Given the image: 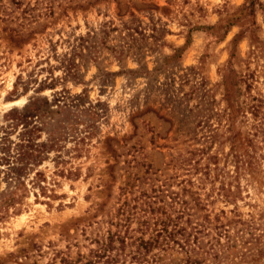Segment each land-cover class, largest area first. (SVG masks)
<instances>
[{"label": "rangeland", "instance_id": "1", "mask_svg": "<svg viewBox=\"0 0 264 264\" xmlns=\"http://www.w3.org/2000/svg\"><path fill=\"white\" fill-rule=\"evenodd\" d=\"M248 1L55 0L50 17L22 27L13 19L19 12L8 20L0 13V139L6 134L17 141L20 126L12 129L9 113L31 116L28 123L41 129L38 141L46 139L52 121L65 134L59 153L50 151L36 167L45 193L60 197H41L30 183L35 171L25 172L20 213L9 209L0 221V264H85L97 255L101 264L108 235L125 229L109 222L128 172L139 179L135 195L175 192L193 221H206L212 234L213 227L227 231L236 250L264 247V0H254L252 8L257 48L248 32L236 46L232 68L246 81L234 101L220 84L226 43L243 30L237 9ZM3 5L9 12L6 0ZM227 20L232 26L218 42ZM102 25L117 29L107 45L140 49L125 50L120 62L104 48L80 51L77 38ZM72 51L83 53L72 59L75 78L60 64ZM35 111L43 117L36 120ZM232 137L252 157L253 168L237 179L223 176L232 174ZM6 167L0 163V192L11 187ZM61 168L78 169L79 177H59ZM220 182L238 187L234 202L217 195ZM135 228V221L127 227Z\"/></svg>", "mask_w": 264, "mask_h": 264}, {"label": "trees", "instance_id": "2", "mask_svg": "<svg viewBox=\"0 0 264 264\" xmlns=\"http://www.w3.org/2000/svg\"><path fill=\"white\" fill-rule=\"evenodd\" d=\"M4 0H0V13L8 20L14 12H19L17 17L13 19L22 20L18 27L36 22L39 16L50 17L52 15V8L55 0H6L11 9L3 5ZM254 0H249L246 6L237 9L238 15L235 17L239 19L240 25L243 28L235 33L226 43L228 59L222 69L220 75V84L224 91V96L230 98L232 101L239 95V86L245 83L244 76L235 72L232 68L236 59V46L244 38L243 34L248 32L252 39V46L257 48L258 42L254 33V21L252 20ZM43 10L42 13L40 11ZM38 11L37 14L34 12ZM250 17V18H249ZM249 18V19H248ZM232 26L230 20L225 21L218 28L217 40L221 42L224 40L228 29ZM126 31L137 33L136 29L124 28ZM211 29V27H208ZM114 27H105L102 25L96 32L90 34L87 32L85 37H78V44L80 51L85 50L88 55L95 54L99 48L106 49L113 58L118 62L125 56V50H139L140 47H133L126 45L124 49L121 44L107 45L106 39L110 32H115ZM128 34L126 35V37ZM144 37L143 35H141ZM188 41H185L187 44ZM184 44V45H185ZM256 45V46H255ZM183 46L175 48L173 53L182 51ZM71 52V55H62L60 64L62 68L68 73V76L75 78L72 72L74 68L73 56L82 57V52ZM138 57V53L135 52ZM130 73H134L129 71ZM252 108L249 107V109ZM36 120L43 113L35 111ZM95 114V113H93ZM11 122H15L14 127L20 126L17 132V141L10 142L5 138V135L0 139V163L6 167L5 177L10 182L9 190L0 192V221L8 217L9 209L11 215H18L25 199L26 188L24 187L22 178L26 176V171H35L30 180V183L36 185L41 197L52 200L60 196L53 194V190H48L50 194L45 193V188H42L39 183H44V175L37 170L42 161L46 159L47 153H59V143L62 141L64 134V127L58 124H50V130L46 133L44 141L40 139L41 129L35 124L31 125L28 120L31 116H22L17 114L12 116L8 114ZM28 119V120H27ZM232 145L230 147V162L233 163L232 174L225 173V177L237 179L242 172L250 171L252 167V157L244 151L237 149L234 142V137L231 138ZM78 141H82L79 139ZM234 143V144H233ZM12 145V146H11ZM59 156H55V159ZM55 164H59L54 162ZM215 164L214 160L211 163ZM62 165V164H61ZM206 169L208 165H205ZM63 167V165H62ZM218 171L221 172V169ZM59 177L67 179H77L79 177V170L61 168L57 171ZM222 174V173H220ZM136 174L128 172L122 186L119 188L122 200L118 207L110 216V225L114 227H125L123 232L115 231L108 235L107 240L103 243L102 254L107 253L106 258L101 264H116V260L123 257V261L127 260V264H259L258 257H263L260 264H264V247L258 248L254 251L246 253V251H238L235 248L233 240L227 234V231L221 227H213V234L211 229L207 227L206 221L196 222L191 219L190 208L188 204L182 200L177 193L169 192L167 189L157 188L153 190V196L139 192L134 194V187L139 179ZM230 182L224 184L220 182L217 188V195H219L225 202H234L239 196L238 187L231 190ZM128 195V197H127ZM35 197V196H34ZM36 200V197H35ZM111 218L114 220L112 221ZM135 221V229H127L130 227V222ZM112 222V223H111ZM115 244H118L117 247ZM101 254V255H102ZM256 256V257H255ZM96 256L91 262L85 264H100Z\"/></svg>", "mask_w": 264, "mask_h": 264}, {"label": "bare ground", "instance_id": "3", "mask_svg": "<svg viewBox=\"0 0 264 264\" xmlns=\"http://www.w3.org/2000/svg\"><path fill=\"white\" fill-rule=\"evenodd\" d=\"M16 104H19V101H15V102H11V103H8L7 106H11V105H16Z\"/></svg>", "mask_w": 264, "mask_h": 264}]
</instances>
